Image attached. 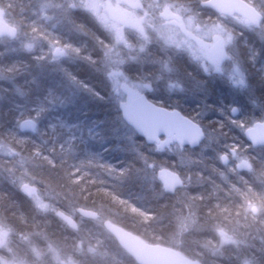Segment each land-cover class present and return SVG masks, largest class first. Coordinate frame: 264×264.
I'll use <instances>...</instances> for the list:
<instances>
[{
    "label": "trees",
    "instance_id": "1",
    "mask_svg": "<svg viewBox=\"0 0 264 264\" xmlns=\"http://www.w3.org/2000/svg\"><path fill=\"white\" fill-rule=\"evenodd\" d=\"M171 1L196 17L218 15L202 0ZM245 1L264 9L256 0ZM51 2L0 0V7L19 30L17 43L5 37L0 47V140L18 155H0V219L17 234L13 236L27 233L39 248L52 244L78 264H136L102 227L108 215L143 240L175 248L202 264H254L255 260L264 264V146L253 148L238 129L264 119V31L257 26L256 33L234 30L243 45L240 60L255 93L249 105L239 99L233 102L237 96L229 97L227 87L216 81L206 82L198 91L204 90L207 98L201 107L194 99L182 101L183 96H175L172 102L152 98L196 121L207 114L204 121L243 152L233 158L239 166L223 170L217 153L198 156V148H182L190 153L188 160L204 163L194 175L189 172L186 195L181 198L177 191L162 192L157 181L149 186L146 180L151 174L145 166L160 160L170 169L181 166L184 186L185 173L192 166L185 168L176 155L166 156L169 152H143L140 159L113 135L109 138L121 119L102 67L111 51L105 49L111 42L114 46L113 38L84 12L74 10L66 23L83 32L76 37L67 25L55 23V6L43 11ZM261 21L264 24V12ZM27 35L36 44L31 52L19 45ZM50 45L64 47L70 56L51 61ZM176 65L181 72L194 71L193 62L179 55ZM203 80L199 77L196 82ZM218 87H223L224 97ZM232 106L238 108L237 116L232 115ZM28 118L35 126L21 129L20 122ZM173 146L179 153L181 148L175 142ZM20 178L39 187L41 196L54 201L57 209L74 210L75 217L79 209H89L96 217L76 219L78 228L71 229L60 217L37 210L18 189ZM158 191L161 196L156 195ZM222 230L231 239L219 247Z\"/></svg>",
    "mask_w": 264,
    "mask_h": 264
},
{
    "label": "rangeland",
    "instance_id": "2",
    "mask_svg": "<svg viewBox=\"0 0 264 264\" xmlns=\"http://www.w3.org/2000/svg\"><path fill=\"white\" fill-rule=\"evenodd\" d=\"M140 1L142 6L136 8L131 7L127 0H53V2L45 5L43 11L48 10V7L55 6L58 11L56 18L52 17L55 23L60 22L62 25H67L70 32L75 33L76 37L82 35L83 32L77 26H74L72 22H66L70 21L68 17L74 10L82 11L98 25L109 39L113 38V48L111 42L105 49V51L111 49L107 55L109 58H103L104 62L101 66L106 68L104 72L105 86L109 89V93L111 92L110 94L113 102L117 104L118 111L121 102H128L131 98L143 93L150 100L155 96H160L171 102L175 96H183L182 101L188 102L194 99L196 102H200L199 107H201V103L207 98L204 90L202 94H199L198 91L204 88L205 83L208 81L212 83L215 81L220 82L223 87L226 86V93H230L229 97L232 95L237 96L233 102L239 99L248 102V105L250 104L249 100H252L255 93L248 83L243 62L240 60L243 45L238 43V36L235 35L234 30H242L244 33L245 31L256 33L253 24L244 23L243 18L237 15H217L210 18L206 16L200 18L197 14L199 17H196V15L185 13V9L181 5L171 0ZM256 1L260 5H264V0ZM248 3L263 17L264 9L255 3ZM0 17L9 24V34L6 36L10 38L8 41L12 42L10 40H14L17 43L19 39L16 38L19 30L16 22L2 7H0ZM257 27L259 30L264 31L262 21L259 22ZM217 39H222L226 43L228 51V58L221 66L208 53L213 42ZM33 41L27 35V38L22 40L19 45L24 47L25 51L31 52L36 46L35 41ZM3 44L5 43L0 40V47H3ZM49 47L52 55L51 61L53 62L70 56L62 46L50 45ZM177 55L192 61L194 71L181 72V68L177 70ZM99 70L102 71L103 69L99 68ZM199 77L205 79L200 82L201 84L196 82ZM223 87H218L217 92H220L224 97ZM230 101L232 100L230 99ZM152 102L154 101L152 100ZM229 109L233 116L239 114L236 106ZM206 115L200 116L199 121L193 119L203 128L205 134L204 140L197 147L196 153L198 156L205 155L208 152L215 156L217 153L218 164L223 170L228 167L232 169L231 165L239 166V160H233V158H239L243 153L242 149L234 148L229 137L220 131H215L211 125L207 124L206 120L204 121ZM253 121L251 120L249 124L252 125ZM246 128L238 129L244 134ZM116 131L120 134L118 135L121 139L117 137ZM112 135L119 144L122 143L123 146H126L130 153L140 155V159L143 158V155H141L143 152H169L166 156L176 155V161L185 168L192 166V170L185 173L188 179L186 185L182 184V187L176 190L181 198L186 195L185 189L190 181L191 174L194 175L203 168L204 161L198 159L196 163L187 159L190 153L182 151V148L189 147L177 145L181 148L177 153L174 151V140L165 138L160 140L159 145L149 146L145 141L137 139L139 137L136 132L124 123L122 118L120 123L112 128L109 138ZM231 137L235 139L234 136ZM234 146L238 147L237 144H234ZM192 149L195 148H189V150ZM220 149H223L224 153L219 154ZM0 155L18 157L17 153H14L1 140ZM17 160L21 161L20 158H17ZM145 167L151 174H148L149 179L146 180L149 186L152 187L157 181L162 192L165 191L159 176L166 169L177 172L182 181L184 179V168L181 166H175L173 169L167 168L162 160L150 162ZM18 189L32 201L41 213L58 216V212L63 211L57 209L56 203L51 199L47 197V199H44L38 192L41 191L39 187L27 185V182L22 178L18 180ZM162 192L158 191L156 195L161 196ZM65 213L74 219L84 218L80 214L75 217L74 210ZM105 219L116 224L112 220V216L105 215L102 220ZM13 234L17 235L0 219V264H48L49 260L52 261L51 264H78L69 255H63L52 244L47 245L45 243L43 249H41L34 244L27 233L19 237H14ZM230 239L231 237L222 230L219 247L229 242ZM27 246L29 250H27ZM255 263H257L256 260Z\"/></svg>",
    "mask_w": 264,
    "mask_h": 264
},
{
    "label": "water",
    "instance_id": "3",
    "mask_svg": "<svg viewBox=\"0 0 264 264\" xmlns=\"http://www.w3.org/2000/svg\"><path fill=\"white\" fill-rule=\"evenodd\" d=\"M203 5L221 15H238L245 23L258 25L261 14L245 0H206ZM9 34V24L0 17V39ZM218 65L228 58L226 43L222 39L213 42L208 51ZM119 111L123 121L149 145L159 144L161 137H175L181 147L196 148L204 140L203 128L193 119L178 109H170L152 102L145 93L133 97L129 102H121ZM35 126L32 119L20 122V128L30 130ZM244 137L252 147L264 146V119L255 121L244 130ZM159 180L165 192L174 193L182 186V179L173 170H165ZM84 218H95L89 210H80ZM66 224L77 229L76 220L63 211L58 212ZM105 230L110 233L118 245L131 256L137 264H202L191 259L179 250L160 244L146 242L131 231L109 221L103 222Z\"/></svg>",
    "mask_w": 264,
    "mask_h": 264
},
{
    "label": "flooded vegetation",
    "instance_id": "4",
    "mask_svg": "<svg viewBox=\"0 0 264 264\" xmlns=\"http://www.w3.org/2000/svg\"><path fill=\"white\" fill-rule=\"evenodd\" d=\"M127 2L130 4L131 7H136L137 8V7L142 6V2L140 0H127Z\"/></svg>",
    "mask_w": 264,
    "mask_h": 264
}]
</instances>
